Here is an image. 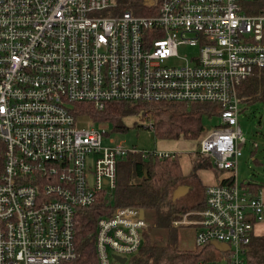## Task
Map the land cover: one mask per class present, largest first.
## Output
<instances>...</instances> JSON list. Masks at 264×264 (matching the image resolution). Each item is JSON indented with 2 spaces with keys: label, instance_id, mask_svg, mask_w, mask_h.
<instances>
[{
  "label": "built area",
  "instance_id": "2783aa9c",
  "mask_svg": "<svg viewBox=\"0 0 264 264\" xmlns=\"http://www.w3.org/2000/svg\"><path fill=\"white\" fill-rule=\"evenodd\" d=\"M146 6L147 15L103 16L115 0H0V264H120L115 257L132 264L147 229L138 208L97 220L93 262L81 263L74 243L78 209L111 195L118 161L137 152L104 145L106 134L83 114L79 127L68 106L102 111L112 102L220 107L218 126L202 131L198 156L232 174L205 187L203 208L170 227L195 229V247L228 245L226 263L197 264H246L264 203L234 174L245 145L237 92L264 68V0ZM183 46L197 52L181 57Z\"/></svg>",
  "mask_w": 264,
  "mask_h": 264
},
{
  "label": "trees",
  "instance_id": "16d2710c",
  "mask_svg": "<svg viewBox=\"0 0 264 264\" xmlns=\"http://www.w3.org/2000/svg\"><path fill=\"white\" fill-rule=\"evenodd\" d=\"M116 8L102 11L103 16H119L129 12L135 16L149 14L148 0H115ZM238 101L245 107L260 104L264 118V68L255 69L251 76L238 88ZM77 112L88 116L94 123L110 122L118 131H124L123 119L139 117L141 121L151 122L156 136L169 140H191L200 138L203 131L202 117L220 115V107L215 104L185 103H142L112 102L102 111H96L91 105L76 104ZM143 123V122H142ZM199 159H196V162ZM201 166L205 163L200 162ZM116 185L113 193L97 195L95 203L87 208L78 209L74 243L81 263L94 261L95 224L101 217H108L117 208L133 207L143 210H167L168 226L179 221L189 212L201 210L204 206V191L200 188V199L195 203L183 204L174 201L172 194L185 195L189 176H183L177 158H144L138 153H129L117 163ZM250 191L257 193L259 187L248 184ZM224 254L211 244L194 247L191 250H179L171 245L153 246L147 233L142 237L138 253L129 259L132 264H197L214 261L226 263ZM246 264H264V236H253L244 253Z\"/></svg>",
  "mask_w": 264,
  "mask_h": 264
},
{
  "label": "rangeland",
  "instance_id": "374dc122",
  "mask_svg": "<svg viewBox=\"0 0 264 264\" xmlns=\"http://www.w3.org/2000/svg\"><path fill=\"white\" fill-rule=\"evenodd\" d=\"M181 57H190L197 51L194 48L183 46L178 48ZM168 65H180V61H169ZM68 108L76 115L79 127L85 128L86 119L80 116L77 112L76 105H69ZM241 112L238 115V127L241 130V136L245 140V145L242 149V154L237 160L236 182L238 184H247L249 182L264 187V118L262 117V106L260 104H253L250 106L240 105ZM219 117H202L201 125L203 130L211 131L219 124ZM148 123L141 121L139 117H127L123 119L124 131H118L110 122L92 123L91 127L94 130L105 133L104 145H110V142L115 145L122 144L125 148L134 150L138 154L143 152H157L174 154L178 160L183 174L189 176L187 186L189 189L195 188L198 184L197 180L204 184L207 178L213 180L217 184L232 173L219 172L212 166V160L206 157L198 156L199 141L191 140H169L156 136L154 130L141 129L140 125ZM199 162H196V159ZM204 162L205 166H201L200 162ZM199 179V180H198ZM186 191V190H185ZM197 192L193 191L186 195H174L172 199L183 204H190L196 202ZM167 210L161 207L158 210H148L144 212V221L147 224V229L141 232L142 237L147 233L149 240L153 246H167L171 245L179 250H191L195 247L193 237L195 236L192 227H180L173 230L168 226ZM135 256V255H134ZM132 258V257H130Z\"/></svg>",
  "mask_w": 264,
  "mask_h": 264
},
{
  "label": "crops",
  "instance_id": "0c3cea01",
  "mask_svg": "<svg viewBox=\"0 0 264 264\" xmlns=\"http://www.w3.org/2000/svg\"><path fill=\"white\" fill-rule=\"evenodd\" d=\"M181 172H182V169H181ZM182 175H183V176H186L185 174H183V172H182ZM198 180H199V179H198ZM195 182H196L198 185H197L194 189H193V188L189 189V186H187V187L184 189V192H185L186 194H188L189 192L192 193L193 191L197 192V196H196V200H195V201L197 202V201L200 199V191H201L200 188L203 187V188L205 189V187L213 185L214 182H213V180L210 179V178H207V182L204 183V184H202V183L200 182V180H199V182H198L197 180H195ZM254 185L258 186L259 189H258V192H257V193H253V192H252V194L258 196V198L264 203V187L262 188V187H260V186L257 185V184H254ZM185 190H186V191H185ZM186 194H185V195H186ZM194 203H195V202H194ZM194 233H195V229H194ZM254 236H256V237H263V236H264V219H263L261 222L257 223V224L254 226ZM193 240H194V237H193Z\"/></svg>",
  "mask_w": 264,
  "mask_h": 264
},
{
  "label": "water",
  "instance_id": "95a60500",
  "mask_svg": "<svg viewBox=\"0 0 264 264\" xmlns=\"http://www.w3.org/2000/svg\"><path fill=\"white\" fill-rule=\"evenodd\" d=\"M139 213H140V218L143 219L144 218V211L140 209ZM211 245L213 247H215V249H217L220 252H227L229 250V247L226 244H220V243H217V242H212ZM115 259L120 264H125L126 263V259L125 258L115 257Z\"/></svg>",
  "mask_w": 264,
  "mask_h": 264
}]
</instances>
